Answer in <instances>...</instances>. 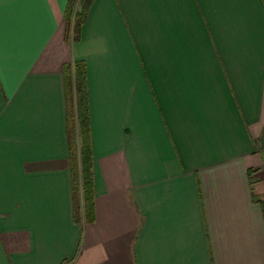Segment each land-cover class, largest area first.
I'll list each match as a JSON object with an SVG mask.
<instances>
[{
  "label": "crops",
  "instance_id": "crops-1",
  "mask_svg": "<svg viewBox=\"0 0 264 264\" xmlns=\"http://www.w3.org/2000/svg\"><path fill=\"white\" fill-rule=\"evenodd\" d=\"M0 7V264H264V0H93L78 29L70 0L22 29ZM77 63L92 219L72 177Z\"/></svg>",
  "mask_w": 264,
  "mask_h": 264
},
{
  "label": "trees",
  "instance_id": "trees-1",
  "mask_svg": "<svg viewBox=\"0 0 264 264\" xmlns=\"http://www.w3.org/2000/svg\"><path fill=\"white\" fill-rule=\"evenodd\" d=\"M76 0H70V13H73L74 5H79L78 11L76 12V21L75 28L78 29L82 25L85 20L86 14L88 12V8L91 7L93 0H81L80 4L75 3ZM67 73L74 74V89L77 95V103H78V111L79 118L82 127L81 137L82 138V148L81 152V176H79L78 164L76 154L74 150V142H73V132L74 127L71 126L70 139L71 146L73 147L72 153V171H73V182H74V190L76 195L78 196L79 190L82 189L84 195L87 197L86 204V217L88 219H92V209L93 202L92 194H93V180H94V154L92 150V143L89 131V112H88V96H87V73L85 65L82 63H77L74 66L68 65L66 67ZM72 117V116H71ZM80 188V189H79ZM78 214V212H77ZM76 214V215H77ZM63 264H68L64 262Z\"/></svg>",
  "mask_w": 264,
  "mask_h": 264
},
{
  "label": "snow or ice",
  "instance_id": "snow-or-ice-1",
  "mask_svg": "<svg viewBox=\"0 0 264 264\" xmlns=\"http://www.w3.org/2000/svg\"><path fill=\"white\" fill-rule=\"evenodd\" d=\"M40 0H13L14 6L20 11L21 16L18 18V29H22L24 21L33 9V6L38 4ZM6 54V34H5V21L4 9L0 7V78L3 76L4 57Z\"/></svg>",
  "mask_w": 264,
  "mask_h": 264
},
{
  "label": "rangeland",
  "instance_id": "rangeland-1",
  "mask_svg": "<svg viewBox=\"0 0 264 264\" xmlns=\"http://www.w3.org/2000/svg\"><path fill=\"white\" fill-rule=\"evenodd\" d=\"M81 0H76L75 3H78L80 4ZM78 7L79 5L76 4V6L74 5V8L72 9L73 10V14H74V21L72 22L73 24V27L75 25V21H76V12L78 11ZM72 14V15H73ZM72 28V31L74 30V28ZM75 36H72V38H74ZM73 103H71V107H72V122L73 124H71L73 127H74V132H73V144H74V152L76 154V158H77V164H78V170H79V176H81V148H82V138L81 137V132H82V125H81V122H80V118H79V112L78 111V101H77V95L75 93V89L73 88ZM82 190V189H81ZM82 192V191H81Z\"/></svg>",
  "mask_w": 264,
  "mask_h": 264
}]
</instances>
